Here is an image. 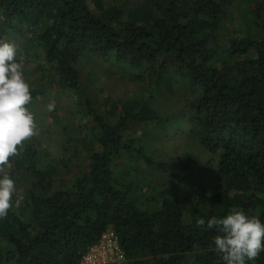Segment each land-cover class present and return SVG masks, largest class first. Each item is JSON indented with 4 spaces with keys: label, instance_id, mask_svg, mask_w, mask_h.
Listing matches in <instances>:
<instances>
[{
    "label": "trees",
    "instance_id": "trees-1",
    "mask_svg": "<svg viewBox=\"0 0 264 264\" xmlns=\"http://www.w3.org/2000/svg\"><path fill=\"white\" fill-rule=\"evenodd\" d=\"M252 1L264 12V0ZM228 3L135 0L125 9L104 0H0V41L13 36L23 54L34 50L30 55L49 63L62 88L83 93L76 62L93 51L165 79L170 89L178 77L195 90L180 118L143 97L113 100L109 109L98 99L102 109L86 96L99 134L84 138L88 170L72 184L60 181L61 169L43 161L34 143L18 146L6 171L23 199L16 207L14 197L0 219V264H80L108 227L118 232L130 264H184L191 254L199 264H222L214 244L220 233L197 227V219L207 223L237 208L264 223V34L234 35L224 46ZM177 119L192 125L191 136L209 154L205 169L221 183L211 201L193 205L188 220L171 196L143 207L128 177L131 163L116 169L121 156L146 154L144 133L129 136L139 125L168 130ZM247 264H264V252Z\"/></svg>",
    "mask_w": 264,
    "mask_h": 264
},
{
    "label": "rangeland",
    "instance_id": "rangeland-1",
    "mask_svg": "<svg viewBox=\"0 0 264 264\" xmlns=\"http://www.w3.org/2000/svg\"><path fill=\"white\" fill-rule=\"evenodd\" d=\"M104 1L106 5L126 9L135 0ZM227 1V12L220 28L224 46L234 35L264 34V12L259 13L252 0ZM5 40L16 45L17 58L23 59L24 78L30 91L41 90L38 95L31 92L32 101L26 105L34 115L37 134L25 142L34 143L43 161H51L61 169L60 181L65 184L74 183L88 170L90 153L83 141L85 137L92 139L99 134L98 123L88 112L86 96L102 109H109L113 100L130 101L143 97L161 113L180 118L188 110V99L195 95V90L181 78H173V88L170 89L165 79L159 82L152 76L139 75V69L93 51L86 52L76 62L83 88V93L76 94L60 86L45 59L30 55L35 53L34 50L23 54L16 38L7 36ZM98 99L107 101L108 107L99 104ZM176 123L169 125L168 130L152 128L153 124L139 125L129 136L144 133L142 142L146 144V154L134 159L123 155L116 162V169L120 171L131 163L133 170L128 177L134 184V192L142 196L143 207L151 205L153 197L171 196L182 205L188 220L193 205L199 201H211L221 183L205 169L209 154L198 138L191 136L192 125L178 119ZM30 178L26 176L22 183L24 188L29 186ZM184 264L199 263L191 254Z\"/></svg>",
    "mask_w": 264,
    "mask_h": 264
},
{
    "label": "clouds",
    "instance_id": "clouds-1",
    "mask_svg": "<svg viewBox=\"0 0 264 264\" xmlns=\"http://www.w3.org/2000/svg\"><path fill=\"white\" fill-rule=\"evenodd\" d=\"M18 50L10 41H0V219L19 207L22 190L6 171L10 159L18 157V146L37 134L34 115L26 107L32 101L30 85L24 78L23 59L17 60ZM52 107L51 105L49 106ZM197 227L215 229V251L222 264H247L264 252V223L256 216L233 208L223 218H199Z\"/></svg>",
    "mask_w": 264,
    "mask_h": 264
},
{
    "label": "built area",
    "instance_id": "built-area-1",
    "mask_svg": "<svg viewBox=\"0 0 264 264\" xmlns=\"http://www.w3.org/2000/svg\"><path fill=\"white\" fill-rule=\"evenodd\" d=\"M80 264H130V258L118 232L108 227L87 247Z\"/></svg>",
    "mask_w": 264,
    "mask_h": 264
}]
</instances>
